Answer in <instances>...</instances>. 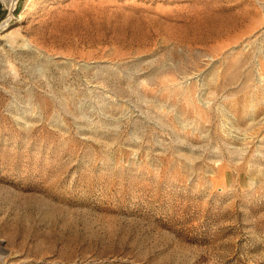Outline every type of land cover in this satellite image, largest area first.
Wrapping results in <instances>:
<instances>
[{
	"label": "rangeland",
	"instance_id": "374dc122",
	"mask_svg": "<svg viewBox=\"0 0 264 264\" xmlns=\"http://www.w3.org/2000/svg\"><path fill=\"white\" fill-rule=\"evenodd\" d=\"M7 6L0 264H264V0Z\"/></svg>",
	"mask_w": 264,
	"mask_h": 264
},
{
	"label": "crops",
	"instance_id": "0c3cea01",
	"mask_svg": "<svg viewBox=\"0 0 264 264\" xmlns=\"http://www.w3.org/2000/svg\"><path fill=\"white\" fill-rule=\"evenodd\" d=\"M4 4L7 6V4H6V1H4V0H0V19L3 17V15H4ZM8 7V6H7ZM8 21V18L6 17L2 22H3V24H5L6 22ZM1 22V23H2Z\"/></svg>",
	"mask_w": 264,
	"mask_h": 264
},
{
	"label": "bare ground",
	"instance_id": "6f19581e",
	"mask_svg": "<svg viewBox=\"0 0 264 264\" xmlns=\"http://www.w3.org/2000/svg\"><path fill=\"white\" fill-rule=\"evenodd\" d=\"M6 1V4L9 3L10 5H12L13 3H15L17 0H4Z\"/></svg>",
	"mask_w": 264,
	"mask_h": 264
}]
</instances>
